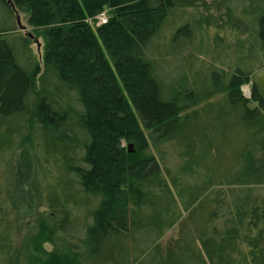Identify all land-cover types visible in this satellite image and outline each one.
Wrapping results in <instances>:
<instances>
[{
	"label": "trees",
	"instance_id": "16d2710c",
	"mask_svg": "<svg viewBox=\"0 0 264 264\" xmlns=\"http://www.w3.org/2000/svg\"><path fill=\"white\" fill-rule=\"evenodd\" d=\"M11 1L0 0V158L29 134L47 208L15 264H264V86L241 91L264 61V0H212L220 25L173 0ZM232 25L231 37L213 30ZM148 138L158 157L142 156ZM3 219L0 200L11 252ZM55 237L62 249L44 250Z\"/></svg>",
	"mask_w": 264,
	"mask_h": 264
},
{
	"label": "rangeland",
	"instance_id": "374dc122",
	"mask_svg": "<svg viewBox=\"0 0 264 264\" xmlns=\"http://www.w3.org/2000/svg\"><path fill=\"white\" fill-rule=\"evenodd\" d=\"M177 4V9L180 8V5L184 4L185 16L188 15H196L199 16L204 15L208 20L212 22H218L217 24L220 25L219 22H226L227 20L223 19L221 17V12L223 13L224 7L223 6H217V3L212 2V0H173ZM122 5L128 4L129 2L127 0H121L120 2ZM228 3L234 7L241 5V0H229ZM255 6V5H254ZM257 7V6H255ZM176 9V10H177ZM111 8L105 7L103 8L99 13H104L107 21L109 19ZM95 14L94 17L89 18L86 20V22L95 30L97 27L101 26L98 23L97 15ZM177 15V11H175ZM129 14V13H126ZM131 14V13H130ZM129 14V15H130ZM17 15L19 16V23L20 25L16 23V15L13 16V25H16L17 32L20 34H26L31 31V27L27 24V14L23 11L17 10ZM133 19L137 22H145L147 20H150L147 18L149 15L146 12L143 13H132ZM178 15L180 16V12H178ZM177 17V16H176ZM248 20L255 19V22H259V18H257V12L256 14L251 18L250 16H247ZM244 20V19H242ZM4 22L3 20H0V24ZM230 22H234V24L237 22L234 19ZM247 22V21H244ZM216 25V26H219ZM241 28V26H240ZM239 28V29H240ZM236 25L230 26V28H214L213 30L218 31L222 34H226L229 37L232 36V33L236 30L239 31ZM213 30L210 29L211 33ZM235 30V31H234ZM231 31V32H230ZM115 34L111 40L112 45L114 42V47L120 48L121 36L123 33H120L119 36H116ZM119 46V47H118ZM31 50L33 53L37 56L39 60L42 59V52H43V40L41 38H34L31 42ZM163 48L160 49L162 53H167V48L162 46ZM190 51V46L187 44H184L181 48V54H188ZM178 55V59L181 55ZM253 82L259 83L261 86H264V61H262L261 68L255 70V72L250 76V79L248 82L243 84L241 86L242 94L249 98L250 92H251V85ZM213 85V84H212ZM142 125V124H141ZM140 125V128L143 127ZM146 134H148V131L143 129ZM103 139V138H102ZM148 144L149 147L144 149L143 155L144 157L149 156V154H152L153 156L158 157L157 153H155L153 144H151L152 139L148 138ZM29 134L26 133L25 137L23 136L18 141V147L14 152H11V154L3 155L0 158V200H1V206H2V217L4 218L1 222L3 224H7L11 226L12 232H13V238H12V251L11 252H0V264H15L17 262L18 258V252L22 244L30 242L31 238L35 235V233L38 231V219L41 214V212L45 211L47 212V208L44 205V197L42 192L38 190V188L34 185V180L36 179L35 174V156L34 151L32 150L31 142H30ZM131 144V150L128 151V145ZM125 148L127 149V152H133L135 149V146L132 142H125L124 143ZM24 148V151L22 148ZM256 165L259 166L264 163V135L259 140V143L257 144V148L254 150ZM50 174V173H49ZM40 178V176H38ZM49 177H53L52 174L49 175ZM177 232V226L175 225L173 228L167 231V233L163 237V243L167 242L170 238L174 237ZM0 234L1 231H0ZM62 249L61 242L58 240L57 237H55L54 243H44L43 249L50 251L51 249Z\"/></svg>",
	"mask_w": 264,
	"mask_h": 264
},
{
	"label": "water",
	"instance_id": "95a60500",
	"mask_svg": "<svg viewBox=\"0 0 264 264\" xmlns=\"http://www.w3.org/2000/svg\"><path fill=\"white\" fill-rule=\"evenodd\" d=\"M7 2H8V4H10V6L12 7V8H14L13 7V3H12V1L11 0H6ZM15 12V15H16V21H17V24H18V26L20 25V23H19V16L17 15V11L15 10L14 11ZM28 35L31 37L32 35L30 34V33H28ZM132 146H131V144H129L128 145V151H130L132 148H131Z\"/></svg>",
	"mask_w": 264,
	"mask_h": 264
},
{
	"label": "built area",
	"instance_id": "2783aa9c",
	"mask_svg": "<svg viewBox=\"0 0 264 264\" xmlns=\"http://www.w3.org/2000/svg\"><path fill=\"white\" fill-rule=\"evenodd\" d=\"M106 20H107V18H106V16H105L104 13H100V14L98 15V22H99V24L105 23Z\"/></svg>",
	"mask_w": 264,
	"mask_h": 264
}]
</instances>
